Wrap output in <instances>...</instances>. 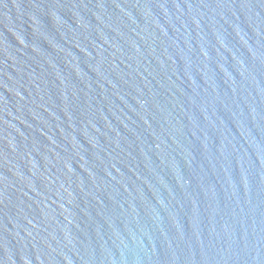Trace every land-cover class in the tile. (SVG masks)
Listing matches in <instances>:
<instances>
[{"label":"water","instance_id":"1","mask_svg":"<svg viewBox=\"0 0 264 264\" xmlns=\"http://www.w3.org/2000/svg\"><path fill=\"white\" fill-rule=\"evenodd\" d=\"M0 264H264V0H0Z\"/></svg>","mask_w":264,"mask_h":264}]
</instances>
